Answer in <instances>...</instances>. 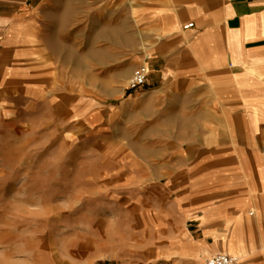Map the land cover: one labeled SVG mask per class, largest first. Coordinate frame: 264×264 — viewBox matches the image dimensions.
<instances>
[{"label":"rangeland","instance_id":"1","mask_svg":"<svg viewBox=\"0 0 264 264\" xmlns=\"http://www.w3.org/2000/svg\"><path fill=\"white\" fill-rule=\"evenodd\" d=\"M146 2L40 0L38 43L58 74L2 106L0 264H158L172 243L167 172L184 160L164 158L127 89Z\"/></svg>","mask_w":264,"mask_h":264},{"label":"crops","instance_id":"2","mask_svg":"<svg viewBox=\"0 0 264 264\" xmlns=\"http://www.w3.org/2000/svg\"><path fill=\"white\" fill-rule=\"evenodd\" d=\"M39 4L0 0V115L58 74L38 43ZM132 13L148 70L137 111L169 146L164 158L184 160L167 172L174 228L157 263L225 253L264 264V0H147Z\"/></svg>","mask_w":264,"mask_h":264},{"label":"built area","instance_id":"3","mask_svg":"<svg viewBox=\"0 0 264 264\" xmlns=\"http://www.w3.org/2000/svg\"><path fill=\"white\" fill-rule=\"evenodd\" d=\"M11 1V0H6ZM192 23H188L183 26V28L191 27ZM148 76V70L145 65L137 66L132 73L131 78L128 81V90H135L140 86H143L146 83ZM236 258L234 256L225 254V253H215L209 255L206 260L205 264H235Z\"/></svg>","mask_w":264,"mask_h":264}]
</instances>
